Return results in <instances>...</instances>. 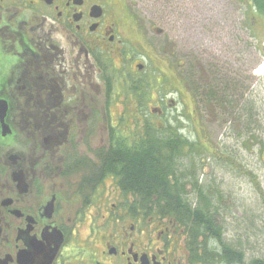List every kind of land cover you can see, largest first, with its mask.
I'll return each instance as SVG.
<instances>
[{"label":"flooded vegetation","instance_id":"obj_1","mask_svg":"<svg viewBox=\"0 0 264 264\" xmlns=\"http://www.w3.org/2000/svg\"><path fill=\"white\" fill-rule=\"evenodd\" d=\"M137 1L154 11L149 28L161 34L171 2ZM135 18L125 0H0V264H221L174 217L156 212L155 195L140 193V127H154L177 103L146 104L156 88L173 93L171 60L146 73L143 61L126 69L125 53L145 35ZM225 75L214 80L216 99L234 118L244 109L249 124L247 98L237 105L235 95L237 84L247 95L250 80L235 73L226 93ZM137 83L147 89L142 100ZM113 90L124 99L117 117ZM258 259L264 253L246 264Z\"/></svg>","mask_w":264,"mask_h":264},{"label":"rangeland","instance_id":"obj_2","mask_svg":"<svg viewBox=\"0 0 264 264\" xmlns=\"http://www.w3.org/2000/svg\"><path fill=\"white\" fill-rule=\"evenodd\" d=\"M153 1L145 0V3L152 6ZM162 2L165 4L166 0ZM167 2H171L165 7L171 22L161 34H157L149 28L150 22L154 21V11L142 8L137 0H125L139 28L145 32V35L139 36V45L133 42L130 51L125 53L126 69L133 71L134 64L143 61L146 73L153 71L155 62L163 67L166 59H169L173 81H179L177 77L184 74V61H210L226 73V93L231 91L235 73H241L243 79L245 76L249 78L248 94L239 91L237 84L235 95L237 105L246 102L245 96L247 98L252 117L249 124H245L244 109L236 111V118L235 114L229 113L230 107L224 109L222 106L213 111L202 101V97L193 95L191 90L190 95L186 87L181 88L182 93L174 87L173 93L156 88L150 95L152 100L146 102L153 104L154 99L170 98L176 101L177 108H172L173 105L166 109V118L153 119L154 127L162 128L168 120L174 128L181 129L179 132L183 135L194 141L200 140L203 145L200 153L186 154L178 167L182 171L194 165L193 177L189 176L186 180L197 179L204 189L207 188L208 195L215 194V217L222 226V237L244 252L246 263L249 254L264 253V71L260 74L255 72L264 64V55L252 52L258 41L262 40L261 45L264 46V25L260 33L258 29L252 28L250 31L247 26L249 19L245 14L247 5H243L241 0ZM125 46L130 48L129 43ZM130 52L135 53L129 60ZM249 64L251 69H247ZM121 73H125V70H121ZM122 94L118 96L117 91L113 90L110 98L111 105H115V110H110V114L116 117L122 110L119 106L124 101ZM94 97L96 102L102 101L95 90ZM232 101L231 105L234 104L233 97ZM144 115L145 112L140 110L141 120H145ZM140 131L143 133L142 127ZM186 186L190 190L188 199L194 201L191 188L188 184Z\"/></svg>","mask_w":264,"mask_h":264},{"label":"trees","instance_id":"obj_3","mask_svg":"<svg viewBox=\"0 0 264 264\" xmlns=\"http://www.w3.org/2000/svg\"><path fill=\"white\" fill-rule=\"evenodd\" d=\"M241 1L244 2L243 5H247L245 12L247 18L250 20L252 17V21H257V26L253 29H258L260 33L264 25V0ZM252 33L254 34V31ZM261 42L262 40L258 41L252 49V52L257 55H264ZM183 65V77L178 76L183 87L191 90L193 95L202 97V101L213 111L217 109V102L224 107L225 100L216 99V84L214 83L216 77L220 76L221 69L215 63L202 64L200 61L194 63L184 61ZM159 82L162 84L166 82L164 76L156 80L158 87L162 85ZM178 83V81H173V87L180 92L181 87ZM109 85L112 86L110 78ZM131 88L136 97L141 100L146 98L147 89L140 88V83L131 85ZM124 91L129 93L127 87ZM223 96L221 95V97ZM202 148L200 140L194 141L188 136H184L171 123L162 126V128L151 127L148 124L143 126L139 164L140 193L142 197L147 198H152V195H155L157 197L156 212L163 216L174 217L184 226L193 245L202 246L205 255L211 257L215 262L246 264L244 252L226 242L222 237V226L214 222L215 194L208 195L207 188L204 189L197 179L186 180L189 176L193 177L194 165L182 171L178 167L183 156L189 153L199 154ZM247 173L249 174V172ZM185 184L191 188L194 201L188 199L189 192L184 189ZM199 238L202 240L198 241ZM254 262L259 264L264 260L258 259Z\"/></svg>","mask_w":264,"mask_h":264},{"label":"bare ground","instance_id":"obj_4","mask_svg":"<svg viewBox=\"0 0 264 264\" xmlns=\"http://www.w3.org/2000/svg\"><path fill=\"white\" fill-rule=\"evenodd\" d=\"M262 71H264V64H261L255 72L260 74Z\"/></svg>","mask_w":264,"mask_h":264}]
</instances>
